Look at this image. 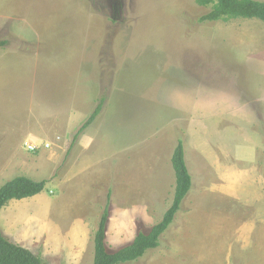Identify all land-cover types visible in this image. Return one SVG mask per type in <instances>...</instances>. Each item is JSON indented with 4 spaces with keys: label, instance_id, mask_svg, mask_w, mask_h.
I'll return each mask as SVG.
<instances>
[{
    "label": "rangeland",
    "instance_id": "1",
    "mask_svg": "<svg viewBox=\"0 0 264 264\" xmlns=\"http://www.w3.org/2000/svg\"><path fill=\"white\" fill-rule=\"evenodd\" d=\"M209 9L196 0H0V187L26 175L46 180L55 197L75 168L106 170L93 193L99 227L115 176L154 157V190L140 184L135 197L154 207L139 214L137 232L119 237L111 205L106 246L116 251L172 204V155L182 137L193 187L160 245L119 264H262V240L237 229L264 222V181L252 172L263 165L264 103L248 97L264 99V21L200 22ZM27 141L52 147L32 152ZM39 233L29 225L10 239L47 264H93L95 232L75 262L60 252L70 253L75 236Z\"/></svg>",
    "mask_w": 264,
    "mask_h": 264
},
{
    "label": "crops",
    "instance_id": "2",
    "mask_svg": "<svg viewBox=\"0 0 264 264\" xmlns=\"http://www.w3.org/2000/svg\"><path fill=\"white\" fill-rule=\"evenodd\" d=\"M248 97L250 98V103L252 104H255L254 100L258 101V104L260 105L264 103V99H262L260 95L256 97V94H249ZM154 161L155 158L151 157L145 161V168L141 167L138 169V167L135 166V168L129 169L126 173L128 176L126 177H123V175L119 177L115 176V193L114 195L112 193L111 196L110 211L111 205L119 210L116 215L115 224L117 225V233L121 238H123L128 231L137 232V220L140 217L139 214H143V210H146L145 212L147 214L149 213V208L152 209L154 207L151 200L147 199L145 201L146 204H142L137 198H135L139 195L138 192L142 190L139 188L140 184L146 191L154 190L157 169V167L155 168L154 166ZM262 161L264 165V157ZM260 165L261 164H258V166ZM263 165L258 168L259 170L255 168V165L252 166L253 169H256V171L252 170V172L257 174V177L259 176V182L261 180L264 181ZM74 170L76 171L72 178L69 173L65 177L66 179H62L63 181L60 182V186L57 188V190H59L58 193L60 192L59 196L54 197L48 195L46 193V188L49 184H46L45 189L33 197L20 200H10L8 204L0 210V227L4 235L12 239L15 236H19L21 233L25 234L29 225L35 228L36 231H40V238H46L48 235L54 238V233L56 231L63 232L62 236L66 238L73 235L75 236L74 238L77 242H73L71 244L70 253L68 247L60 252L65 253L71 261L75 262L77 259L83 260V255H86L89 252L90 243L86 244V240L89 239L91 237V233L94 234L98 228L99 200H93L96 197V195L94 196L93 194L95 186L99 188V184L106 181L109 173L106 172V170L101 169H95V171L92 172L93 170H84L81 167H77ZM142 174L144 175L146 186L143 184L142 178H140ZM159 174L163 179V172H159ZM227 183L229 184L230 181ZM123 187H125V191L128 194H121L119 192V190ZM230 187L227 188L229 193H231ZM126 199L130 200L120 211L119 203H122V201ZM22 201H29V207L27 206L23 208L21 204ZM122 204H124V201ZM30 206L33 207L31 208ZM33 210L35 211L33 212L34 214L29 215L28 213ZM119 213L121 214L118 217ZM145 221H148V217H145L140 222L143 223ZM32 222H35L37 227H35ZM238 222H242V220L240 219ZM111 223L112 217L109 216L107 226H111ZM41 228L42 230H40ZM246 229L248 230L247 232ZM246 229L243 225H240L237 229V233L240 234L238 237H245V239H254V237H257L262 240L259 253L263 256L262 264H264V222L261 221L260 225L256 226L250 225ZM256 234L257 236H255ZM137 235H133V237ZM74 252L77 254L76 258Z\"/></svg>",
    "mask_w": 264,
    "mask_h": 264
},
{
    "label": "trees",
    "instance_id": "3",
    "mask_svg": "<svg viewBox=\"0 0 264 264\" xmlns=\"http://www.w3.org/2000/svg\"><path fill=\"white\" fill-rule=\"evenodd\" d=\"M201 6L210 9L199 17L200 22L229 21L237 18L260 19L264 21V0H196ZM6 41L0 40V47ZM103 110L101 101L90 117L79 129V133L89 127ZM78 134L75 135L76 139ZM172 164L176 175V186L172 204L162 219L148 231H140L128 245L108 251L106 229L110 216L112 189L107 194V202L101 214L99 227L95 231V255L93 264H119L142 257L148 249L157 248L160 238L172 224L185 199L193 187V178L186 161L184 139L178 138L172 155ZM46 180H34L26 175H19L0 187V210L12 199H24L41 193L46 187ZM0 264H47L41 256L32 250L12 241L4 235L0 227Z\"/></svg>",
    "mask_w": 264,
    "mask_h": 264
},
{
    "label": "built area",
    "instance_id": "4",
    "mask_svg": "<svg viewBox=\"0 0 264 264\" xmlns=\"http://www.w3.org/2000/svg\"><path fill=\"white\" fill-rule=\"evenodd\" d=\"M26 144H27V149L29 151H32V152H35V151H38L41 149L47 150V149L52 147V143H50L49 141L43 142L41 144H36V143L31 142V141H27Z\"/></svg>",
    "mask_w": 264,
    "mask_h": 264
}]
</instances>
